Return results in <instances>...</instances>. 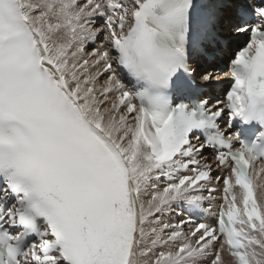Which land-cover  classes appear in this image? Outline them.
Instances as JSON below:
<instances>
[{
	"label": "snow or ice",
	"instance_id": "1",
	"mask_svg": "<svg viewBox=\"0 0 264 264\" xmlns=\"http://www.w3.org/2000/svg\"><path fill=\"white\" fill-rule=\"evenodd\" d=\"M0 264H264V0H0Z\"/></svg>",
	"mask_w": 264,
	"mask_h": 264
},
{
	"label": "bare ground",
	"instance_id": "2",
	"mask_svg": "<svg viewBox=\"0 0 264 264\" xmlns=\"http://www.w3.org/2000/svg\"><path fill=\"white\" fill-rule=\"evenodd\" d=\"M182 217L179 216L178 214H174L172 217H171V220L172 222H178Z\"/></svg>",
	"mask_w": 264,
	"mask_h": 264
}]
</instances>
